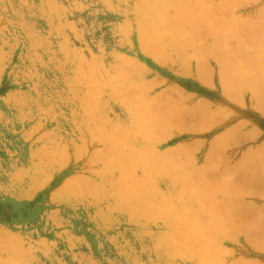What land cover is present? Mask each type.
Wrapping results in <instances>:
<instances>
[{
	"label": "rangeland",
	"instance_id": "obj_1",
	"mask_svg": "<svg viewBox=\"0 0 264 264\" xmlns=\"http://www.w3.org/2000/svg\"><path fill=\"white\" fill-rule=\"evenodd\" d=\"M0 264H264V0H0Z\"/></svg>",
	"mask_w": 264,
	"mask_h": 264
},
{
	"label": "bare ground",
	"instance_id": "obj_2",
	"mask_svg": "<svg viewBox=\"0 0 264 264\" xmlns=\"http://www.w3.org/2000/svg\"><path fill=\"white\" fill-rule=\"evenodd\" d=\"M248 1H249V0H248ZM241 2H242V1H241ZM238 4H239V3H238ZM242 4H243V3H242ZM186 11H187V10H186ZM165 20H166V19H165ZM167 27H168V26H167ZM176 31H177V30H176ZM195 33H196V32H195ZM144 44H145V43H144ZM149 45H150V43H149ZM152 46H153V45H152ZM160 46H161V45H160ZM142 47H143V46H142ZM153 48H154V47H153ZM155 48H156V44H155ZM146 49H147V48H146ZM213 50H214V49H213ZM154 51L156 52V50H154ZM214 51H215V50H214ZM157 52H158V51H157ZM161 52H162V51H161ZM161 52H160V53H161ZM155 54L157 55V53H155ZM157 56H158V55H157ZM160 56H161V55H160ZM160 58H161V57H160ZM81 59H82V58H81ZM161 59H162V58H161ZM83 61H84V60H83ZM83 61H82V62H83ZM222 66H223V65H222ZM220 67H221V66H220ZM82 73H83V72H82ZM75 75H76V74H75ZM230 78H231V77H230ZM207 79H208V78H207ZM200 80H201V79H200ZM202 80H203V79H202ZM236 82H237V81H236ZM229 83H230V82H229ZM210 84H211V82H210ZM231 84H232V83H231ZM211 86H212V85H211ZM231 88H232V87H231ZM232 89H233V88H232ZM228 91H229V90H228ZM92 100H93V98H92ZM149 114H150V113H149ZM136 120H137V119H136ZM105 126H106V125H105ZM105 129H106V128H105ZM113 130H114V129H113ZM108 131H110V130H108ZM115 132H116V131H115ZM113 134H114V133H113ZM144 135H145V134H144ZM116 137L118 138V135H117ZM127 139H128V138H127ZM114 141H115V140H114ZM129 143H130V142H129ZM217 144H218V143H217ZM130 146H131V145H130ZM180 147H181V146H180ZM180 147H179V148H180ZM175 150H176V149H175ZM115 151H116V150H115ZM135 154H136V153H135ZM222 155H223V154H222ZM135 158H136V157H135ZM108 159H109V158H108ZM120 159H121V158H120ZM138 160H139V159H138ZM115 161H116V160H115ZM214 162H215V161H214ZM261 162H262V161H261ZM136 163H137V161H136ZM143 163H144V162H143ZM153 163H154V162H153ZM119 164H120V163H119ZM132 164H133V163H132ZM244 164H245V163H244ZM210 165H211V164H210ZM240 165H241V164H240ZM242 165H243V164H242ZM253 166H254V165H253ZM149 167H150V166H149ZM216 167H217V164H216ZM247 167H248V166H247ZM251 167H252V166H251ZM251 167H250V168H251ZM118 168H119V167H118ZM118 168H117V169H118ZM124 168H125V167H124ZM133 168H134V167H133ZM233 168H234V166H233ZM235 168H236V167H235ZM237 168H238V167H237ZM239 168H240V167H239ZM242 168H243V167H242ZM244 168H245V167H244ZM119 169H120V168H119ZM125 169H126V168H125ZM231 169H232V168H231ZM233 170H234V169H233ZM237 170H239V169H237ZM124 172H127V171H124ZM128 172H129V171H128ZM254 172H256V171H254ZM111 173H112V172H111ZM142 173H143V172H142ZM163 173H164V172H163ZM252 173H253V172H252ZM125 174H126V173H125ZM132 175H133V173H132ZM253 175H254V173L252 174V176H253ZM255 175H256V174H255ZM124 176H125V175H124ZM133 176H135V175H133ZM122 177H123V176H122ZM258 177H259V176H258ZM119 178H121V177H119ZM132 178H133V177H132ZM135 178H136V176H135ZM135 178H134V179H135ZM146 178H147V177H146ZM134 179H133V180H134ZM137 179H138V178H137ZM127 180H128V179H127ZM146 180H147V179H146ZM154 180H155V179H154ZM154 180H153V181H154ZM227 180H228V179H227ZM227 180H226V181H227ZM128 181H129V180H128ZM131 181H132V180H131ZM240 181H241V180H240ZM240 181H239V182H240ZM125 182H126V181H125ZM186 182H187V181H186ZM245 182H246V181H245ZM258 182H259V181H258ZM129 183H130V182H129ZM139 183H140V181H139ZM169 183H170V182H169ZM127 184H128V183H127ZM135 184H136V183H135ZM135 184H134V185H135ZM220 184H221V183H220ZM224 184H225V183H224ZM239 184H240V183H239ZM258 184H259V183H258ZM152 185H153V184H152ZM183 185H184V184H183ZM117 186H118V185H117ZM136 186H137V185H136ZM140 186H141V185H140ZM211 186H212V185H211ZM215 186H216V185H215ZM236 186H237V185H236ZM242 186H243V184H242ZM120 187H123V186H120ZM150 187H151V186H150ZM153 187H155V186H153ZM153 187H152V188H153ZM172 187H173V186H172ZM230 187H231V186H230ZM232 187H233V186H232ZM247 187H248V186H247ZM228 188H229V187H228ZM252 188H253V187H252ZM254 188H255V187H254ZM144 189H145V188H144ZM144 189H143V190H144ZM159 189H160V188H159ZM231 189H232V188H231ZM233 189H234V188H233ZM136 190H137V188H136ZM145 190H146V189H145ZM153 190H154V189H153ZM160 190H161V189H160ZM160 190H158V191H160ZM137 191H138V190H137ZM139 192H140V191H139ZM139 192H138V193H139ZM144 193H145V192H144ZM155 193H156V192H155ZM162 193H163V192H162ZM142 194H143V193H142ZM146 194H148V193H146ZM153 195H154V194H153ZM155 195H156V194H155ZM155 195H154V196H155ZM163 195H164V194H163ZM140 196H141V195H140ZM150 196H151V195H150ZM165 196H167V195H165ZM170 196H171V195H170ZM160 197H161V196H160ZM167 197H168V196H167ZM181 197H182V196H181ZM142 198H143V196H142ZM169 198H170V197H169ZM140 199H141V197H140ZM140 199H138V200H140ZM166 199H167V198H166ZM180 199H181V198H180ZM226 199H227V198H226ZM141 200H142V199H141ZM162 200H163V199H162ZM171 201H173V200H171ZM214 201H215V200H214ZM140 202H141V201H140ZM155 202H156V201H155ZM229 202H230V201H229ZM128 203H129V202H128ZM141 203H142V202H141ZM166 203H167V202H166ZM170 204H171V203H170ZM127 205H128V204H127ZM174 205H175V204H174ZM148 206H149V205H148ZM130 207H131V206H130ZM169 208H170V207H169ZM133 209H134V208H133ZM160 209H161V208H160ZM166 209H167V208H166ZM169 210H170V209H169ZM175 210H176V209H175ZM151 211H152V210H151ZM167 211H168V210H167ZM172 211H173V210H172ZM187 211H188V210H187ZM153 212H154V211H153ZM208 212H209V211H208ZM149 213H150V212H149ZM161 213H162V212H161ZM161 213H160V214H161ZM178 213H179V212H178ZM147 214H148V213H147ZM160 214H158V216H159ZM164 214H165V213H164ZM164 214H163V215H164ZM172 215H173V217L175 216L174 214H172ZM164 216H165V215H164ZM180 216H181V215H180ZM167 217H168V216H167ZM159 218H160V217H159ZM169 218H170V217H169ZM169 218H168V219H169ZM182 218H183V217H182ZM164 219H165V218H164ZM220 219H221V218H220ZM170 220H172V219L170 218L169 221H170ZM181 220H183V219H181ZM188 220H189V219H188ZM169 221H168V222H169ZM170 222H171V221H170ZM171 223H172V222H171ZM173 223H175V222H173ZM163 224H164V223H163ZM184 224H185V223H184ZM186 225H187V224H186ZM169 226H170V225H169ZM177 226H178V225H177ZM187 229H188V228H187ZM179 230H180V229H179ZM185 230H186V229H185ZM180 231H181V230H180ZM183 232H184V231H183ZM183 232H182V233H183ZM170 233H171V232H170ZM207 234H208V233H207ZM172 235H173V234H172ZM173 236H174V235H173ZM173 236H172V237H173ZM165 237H166V235H165ZM172 237H169V239L172 238ZM172 239L174 240V238H172ZM173 240H172V241H173ZM186 243H187V242H186ZM188 243H190V241H189ZM201 244H202V243H201ZM186 245H187V244H186ZM192 245H193V244H192ZM173 246H175V244H174ZM180 246H181V245H180ZM181 247H182V246H181ZM193 247H194V246H193ZM213 247H214V246H213ZM172 248H173V247H172ZM170 249H171V248H170ZM173 249H174V248H173ZM201 249H202V248H201ZM180 250H181V249H180ZM175 251H176V249H175Z\"/></svg>",
	"mask_w": 264,
	"mask_h": 264
}]
</instances>
